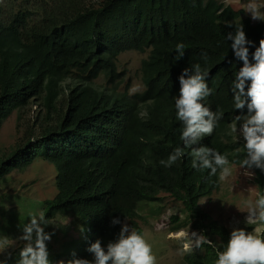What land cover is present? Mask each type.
<instances>
[{"label": "trees", "instance_id": "obj_1", "mask_svg": "<svg viewBox=\"0 0 264 264\" xmlns=\"http://www.w3.org/2000/svg\"><path fill=\"white\" fill-rule=\"evenodd\" d=\"M238 26L255 47L264 39V22L225 0H0V130L13 114L20 126L33 106L37 110L15 145L0 148V180L27 169L38 156L55 166L57 190L43 201L39 214L49 221L73 211L83 220V240L74 254L64 256V263L93 260L90 245L100 239L106 246L125 220L144 234L141 223L149 225L144 215L133 208H111L119 193L125 200L139 197L157 204L165 202L166 193L178 204L167 232L201 233L210 241L184 252L183 261L215 264L231 230L212 217L203 199L219 191V170L212 175L210 169L193 168V158L164 167L157 142L150 145L149 162L140 163L138 156L148 149L135 144L155 122L177 119L179 76L184 68L200 64L212 90L202 102L222 114L207 147L242 165L246 155L231 153L238 149L243 154L244 141L235 143L233 134L220 130L240 114L232 85L242 61L227 38ZM179 43L184 45L182 58L176 50ZM255 47H250V59ZM129 51L150 52L142 65L146 89L132 99L119 91L125 72L117 64ZM101 76L112 88L96 82ZM154 94L149 118L141 120L138 99ZM173 137L174 129L168 128L162 142L166 149ZM259 195H264V182ZM4 215L2 211L0 217ZM114 217L121 224L112 226ZM0 226L4 235L15 230L4 218ZM11 256L8 264L20 258Z\"/></svg>", "mask_w": 264, "mask_h": 264}, {"label": "clouds", "instance_id": "obj_2", "mask_svg": "<svg viewBox=\"0 0 264 264\" xmlns=\"http://www.w3.org/2000/svg\"><path fill=\"white\" fill-rule=\"evenodd\" d=\"M248 13L253 20L264 21V12L254 0L249 3ZM227 38L232 41L231 48L235 57L242 61L232 85L234 107L240 114L237 115L236 121H231L224 128L220 127V130L228 135L233 134L235 143L244 141L243 154L236 149L231 155L243 157L246 155L242 165L236 166L243 167L254 175L256 182L254 187L257 188L258 194V188L264 182V39H261L259 46L255 47L254 42L248 40L243 26H238L234 32H229ZM250 47H255L251 59ZM176 50L178 56L182 58L183 43L177 44ZM202 57L206 60L207 54L202 53ZM206 75L200 64L182 70L179 76V97L175 103L177 119L155 122L140 138H136L135 147L148 149L144 156H138L137 160L140 163L149 162L150 145L157 142L156 153L163 159L160 163L164 167H171L178 160L193 158V168L210 169L212 175H216L219 170L218 189L220 190L222 182L232 174V168L229 166L232 163L226 155L207 147L222 114L212 111L202 102L212 93L205 82ZM139 78L144 82L142 67ZM128 97L133 98L131 95ZM155 97L154 94L151 97L138 99L136 107L141 120L146 121L149 118V110ZM134 100L137 99L131 100L130 103ZM168 128L174 129V137L169 149H166L162 142ZM223 133L218 134L222 136ZM260 178L261 182H259ZM257 194L252 195L245 202L248 224H264V195H259L257 198ZM212 199L205 198L203 202ZM46 224L45 217L41 214L39 217L32 216L30 222L23 226V235L19 239L25 243L16 264H51L46 243L51 239V234L44 231L43 225ZM117 224H121V220L114 217L111 225ZM250 228L252 231H248ZM180 238L185 240L182 249L185 253L192 252L193 246L199 248L205 243H210L203 234L196 232L191 233V239L188 238L187 233H181ZM108 239L107 237L106 240ZM8 247L6 240L0 241V253ZM87 250L93 255V260L74 259L64 263L63 259H60V264H157L152 246L145 236L130 228L125 222L116 238L110 240L106 246L97 239ZM0 264L5 262L0 261ZM215 264H264V231L261 233L259 227L253 229V226H249L247 230L243 227H234L226 249L218 252Z\"/></svg>", "mask_w": 264, "mask_h": 264}, {"label": "rangeland", "instance_id": "obj_3", "mask_svg": "<svg viewBox=\"0 0 264 264\" xmlns=\"http://www.w3.org/2000/svg\"><path fill=\"white\" fill-rule=\"evenodd\" d=\"M225 2L236 9H244L245 15L252 19L248 13V6L253 0H225ZM254 2L264 12V0H254ZM149 54V51L145 53L129 51L119 56L118 71L125 72L124 80L119 87L120 92H128L129 95L134 96V94L142 93L145 90V84L139 76L143 61L149 57ZM96 82L112 88V84L103 76ZM36 112V106H33L28 115L22 119L20 126L17 125V114H13L0 130V148H9L15 145L16 141L29 129L26 123L34 121ZM29 166L23 171L19 170L20 173L0 180V191L5 193L0 197V210L6 213L0 219L11 220L15 229L8 235H4L0 229V241L6 240L9 245L3 253H0V261H4L5 264H8L9 258L13 259L12 254L16 253L19 256L20 250L24 246L25 242L19 239L23 235V226L30 222L32 216H40V209L45 208L43 201L50 199L52 193L57 190L58 172L51 162L38 156ZM229 166L232 168L231 176L222 182L221 189L211 201L204 200V206L210 211L213 218L220 220L231 231L234 227H243L247 230L249 226H253V229L259 227L262 233L264 224L246 223L248 213L245 202L252 195L257 194V188L254 187L256 185L254 175L243 167L234 164H229ZM15 170L13 169L11 173ZM124 197L122 193L115 196V203L111 208L117 205L124 209L133 208L147 218L148 226L141 223L145 231L143 235L152 246L157 264H186L183 261L184 252L182 250L185 240L180 238V234L187 233L188 238L191 239L192 232L185 231L178 234L167 232L170 214L176 210L173 206L178 204L173 203L166 193L163 194L164 199L167 197L163 204L142 201L139 197H130L129 201ZM2 211H0V215ZM60 214L62 215L56 216L52 220L45 219L47 224L43 225L44 231L51 234V239L46 241L48 251H50L51 264H60V259H64V256L74 254L83 240L81 217L73 211ZM22 218H27L29 222L19 221ZM124 222L128 224L127 220ZM12 261L14 260H10L12 264L17 262L16 260Z\"/></svg>", "mask_w": 264, "mask_h": 264}]
</instances>
